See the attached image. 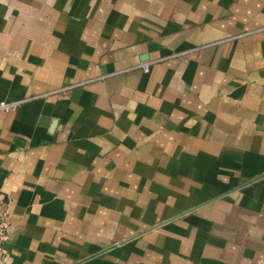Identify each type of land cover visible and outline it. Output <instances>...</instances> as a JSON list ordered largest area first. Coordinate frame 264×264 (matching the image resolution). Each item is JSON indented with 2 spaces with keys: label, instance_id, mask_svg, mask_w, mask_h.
<instances>
[{
  "label": "crops",
  "instance_id": "1",
  "mask_svg": "<svg viewBox=\"0 0 264 264\" xmlns=\"http://www.w3.org/2000/svg\"><path fill=\"white\" fill-rule=\"evenodd\" d=\"M5 264H264V0H0Z\"/></svg>",
  "mask_w": 264,
  "mask_h": 264
},
{
  "label": "built area",
  "instance_id": "2",
  "mask_svg": "<svg viewBox=\"0 0 264 264\" xmlns=\"http://www.w3.org/2000/svg\"><path fill=\"white\" fill-rule=\"evenodd\" d=\"M13 103L0 101V111L10 108ZM9 239V221L8 215L3 212L0 213V264H5V257L7 255L6 243Z\"/></svg>",
  "mask_w": 264,
  "mask_h": 264
}]
</instances>
